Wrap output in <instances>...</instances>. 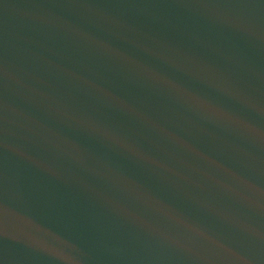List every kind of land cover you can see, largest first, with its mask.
I'll return each mask as SVG.
<instances>
[{
	"label": "water",
	"instance_id": "obj_1",
	"mask_svg": "<svg viewBox=\"0 0 264 264\" xmlns=\"http://www.w3.org/2000/svg\"><path fill=\"white\" fill-rule=\"evenodd\" d=\"M0 264H264V0H0Z\"/></svg>",
	"mask_w": 264,
	"mask_h": 264
}]
</instances>
